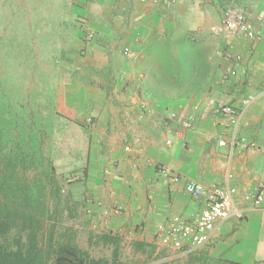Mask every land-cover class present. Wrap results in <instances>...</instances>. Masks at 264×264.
Here are the masks:
<instances>
[{"label":"crops","instance_id":"obj_1","mask_svg":"<svg viewBox=\"0 0 264 264\" xmlns=\"http://www.w3.org/2000/svg\"><path fill=\"white\" fill-rule=\"evenodd\" d=\"M231 8L264 30V0H0V76L14 69L28 109L63 127L71 212L124 264H264V200L248 199L264 197V41L224 30ZM220 105L242 113L244 147L220 146L233 130ZM186 180L235 188L244 215L182 257L157 230L204 209Z\"/></svg>","mask_w":264,"mask_h":264},{"label":"trees","instance_id":"obj_2","mask_svg":"<svg viewBox=\"0 0 264 264\" xmlns=\"http://www.w3.org/2000/svg\"><path fill=\"white\" fill-rule=\"evenodd\" d=\"M33 129L0 115V264H124L117 250L111 259H97L80 249L73 232L56 236L63 210L74 215L69 204L61 208V185L45 151L52 126L43 121Z\"/></svg>","mask_w":264,"mask_h":264},{"label":"built area","instance_id":"obj_3","mask_svg":"<svg viewBox=\"0 0 264 264\" xmlns=\"http://www.w3.org/2000/svg\"><path fill=\"white\" fill-rule=\"evenodd\" d=\"M222 28L230 33H238L251 42L264 41V30L258 29L252 22L246 19L243 12L234 8L227 10L222 22ZM128 51L126 50V52ZM225 55H227L228 59H240L232 52H227ZM234 75V71L229 72V77H224L225 81ZM254 100V97H250L249 100L244 102L242 109L246 110ZM219 109L228 118L233 128L230 142L221 140L219 142L220 146L227 147L230 145L232 151L236 148L244 147L247 143L246 139L238 137V124L242 113H235L231 107L225 105H220ZM88 122H91V120ZM183 123L187 129L195 128L191 121L186 120ZM170 143L169 141L168 144ZM126 150L128 151L129 147ZM158 173L168 179L171 184H180L183 182L180 176L171 173L165 168L158 169ZM183 190L187 195L195 198L205 197L206 205L204 209L192 222L180 217H172L168 224H163L158 227L157 236L159 242L165 247H170L178 251L182 257H186L206 246L211 241L213 234L224 222L233 218L241 219L243 218L244 212L236 208V189L231 186L206 187L198 182L186 180L184 181ZM248 199L256 207L262 204L264 197L262 194L254 191L248 195ZM87 201L89 203L93 202L91 199H87ZM122 211L123 209L121 207L115 209L116 214H120ZM109 214V211L104 212V215Z\"/></svg>","mask_w":264,"mask_h":264},{"label":"rangeland","instance_id":"obj_4","mask_svg":"<svg viewBox=\"0 0 264 264\" xmlns=\"http://www.w3.org/2000/svg\"><path fill=\"white\" fill-rule=\"evenodd\" d=\"M2 15H0V24L2 22L1 20ZM11 64V63H10ZM12 65V64H11ZM22 79V77H21ZM6 81H11L8 86H6ZM3 85L5 86L3 88ZM22 84L18 80V75L15 74L14 69H9L7 72L3 73L2 76H0V115L6 114V117L8 119L14 120L15 123L19 126H25L26 128L31 127V129L34 128L35 124H37V127L41 128L42 122L46 121V123L51 126L54 125L53 123L55 120L47 118L46 120H41L38 118V113L33 111V109H28V107L31 106L33 108L34 105V97L35 94L31 95V104L27 103L24 99V95L21 94V86ZM3 90L5 91V94L3 93ZM45 100V99H44ZM47 101V98H46ZM33 111V112H32ZM47 114L51 113L49 111H45ZM35 114V118L34 115ZM32 114V117L30 115ZM37 114V115H36ZM30 123V124H29ZM51 129V128H50ZM39 130V129H35ZM54 130V132H53ZM61 130H63V127H58L55 130V126L52 128V136L47 137L45 141V151L48 153L50 152L51 158L53 160V164L55 166V179L58 181V183L61 185V194H60V202H61V208H63L66 204H69L70 209L76 208L78 210L79 207L75 206V203L71 201L69 191H68V179L69 176L68 173H62L61 169L63 167V160L64 158V152H65V141L59 140V137H61ZM34 131V129L32 130ZM54 133V134H53ZM63 153V154H62ZM57 169L59 170L57 173ZM76 174V173H75ZM34 175V172L29 173V177L32 178ZM78 177V175H77ZM75 177H73L74 179ZM69 179H72L71 177ZM53 198V197H52ZM54 203V198L51 200V204ZM69 210H63V214L60 216L59 220L55 223V234L58 237L59 234L63 233H70L73 232L75 234V241L76 244L82 249L83 251H86L89 253V255L93 258H108L111 259L113 256V250L112 247L104 245L102 242H94L90 240V235L92 230L82 226V222L79 221L78 218H70L68 214ZM123 258V257H122ZM125 261V260H124ZM126 264H128V260L125 261ZM172 264H191L185 259L182 261H177L176 263Z\"/></svg>","mask_w":264,"mask_h":264}]
</instances>
